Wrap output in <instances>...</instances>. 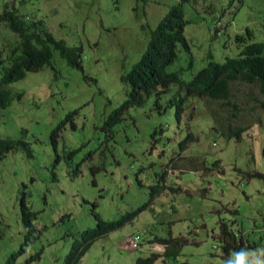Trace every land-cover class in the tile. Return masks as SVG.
<instances>
[{"label": "rangeland", "instance_id": "obj_1", "mask_svg": "<svg viewBox=\"0 0 264 264\" xmlns=\"http://www.w3.org/2000/svg\"><path fill=\"white\" fill-rule=\"evenodd\" d=\"M6 1L43 19L55 40L81 47L82 69L69 68L52 52L49 66L6 86L11 95L22 96L0 110V139L23 140L31 155L24 148L0 160V264L19 249L24 252L16 264H64L72 243L95 227L93 210L112 221L139 209L132 224L95 241L78 264H136L139 257L163 252L145 242L153 236L188 238L177 264H264L257 251L264 250V178L254 176L264 175V96L258 86L232 88L241 111L230 119L229 109L216 102L190 98L178 123L174 109L166 108L169 95L162 97L160 111L149 100L144 108H130L114 142L103 144V121L127 97L121 76L140 59L150 32L178 0ZM183 10L189 49L179 48L168 71L179 70L185 82L210 60L234 57L241 49L235 36L246 39V29L251 35L246 42L264 44V0H191ZM18 42L0 23V75ZM74 110L52 140L53 130ZM211 111L219 113L220 123ZM229 124L246 129L240 140L222 135ZM189 133L194 141L181 158L199 156L209 168L220 161L218 170L205 171L189 157L177 160ZM77 164L81 173L71 178L67 171ZM166 166L164 185L171 190L151 198ZM22 196L37 213L32 234L21 222ZM220 220L243 230L251 244L230 260L221 257L215 239ZM135 233L137 249L131 245Z\"/></svg>", "mask_w": 264, "mask_h": 264}, {"label": "trees", "instance_id": "obj_2", "mask_svg": "<svg viewBox=\"0 0 264 264\" xmlns=\"http://www.w3.org/2000/svg\"><path fill=\"white\" fill-rule=\"evenodd\" d=\"M4 1L0 9V23L5 24L18 37L19 42L17 46L10 49L6 57L8 66L3 67L2 74L0 75V110L7 108L14 98L20 99L22 96L21 94L11 95L6 86L23 79L28 72H37L45 66H49L52 60V52H57L69 68L82 69L81 47L68 46L63 40H55L43 19L32 18L36 16H33L31 13L20 12L15 6V2L9 3L6 0ZM190 1L178 0L175 5L169 8L162 20L150 32L147 47L140 59L127 73L121 76V81L128 86L127 97L103 121L101 125V130L104 133L103 144L107 145L110 142H114L119 131V126L130 108H144L148 101L152 100L153 107L157 111H160V101L162 97L170 93L173 85H178L180 89L184 87L186 92L185 97H204L206 103L216 102L219 109H229L230 116L227 119L231 117L236 118L241 111L238 103L235 101L237 95H233L232 88L236 87V84L256 85L259 88L260 94L264 96V44L246 42V39L250 40L251 38L250 30L248 29L245 30L247 34L246 39L242 35L235 36L237 47H241V49L234 57H226L223 63L210 60L205 67L192 76L190 82L185 83L182 81L179 70L168 71L169 67L178 60L179 48L185 51L189 49L188 43L183 36L184 26L187 25V22L184 20L183 6L189 4ZM237 1L241 4L243 0ZM209 59H211V56H209ZM3 61L4 59L0 58V63ZM177 93L179 94L178 91L171 93L172 96L170 98H172L166 108L173 107L174 115L178 122L181 119V114L184 112L183 105L186 98ZM76 114L77 110H74L66 115L65 119L53 130L51 135L52 140L64 127L65 123L71 122ZM210 114L214 121L217 119L216 123H220L217 118L219 117L217 111H211ZM244 131H246L244 127L231 126L229 124L228 133L223 131L222 135L226 138L233 137L236 140H240ZM156 134L157 130L152 133L153 139ZM193 141V135L189 133L180 142V150L176 156L177 160L180 161L189 157L192 159V162L195 161L202 164L205 171L212 172L213 170H218L220 161H215L209 168L204 166V161L200 163L199 156H185L183 159L181 158L180 154L187 150L188 143ZM24 148L29 158L31 152L27 143L23 140L0 139V160L9 152L23 150ZM74 153L75 151H70L69 157ZM55 166L56 163H54V168ZM197 166L184 167L188 170H196ZM79 167L80 164H77L74 168L68 170L67 174L71 178H76L81 173ZM167 168L168 166L164 168L163 174L158 179L162 184L152 187L151 198L159 196L166 190H171V188L164 185L165 174L168 173ZM172 168L174 169L176 166L173 165ZM179 170L183 172L180 167ZM254 176L264 178V175L258 172ZM93 206L95 207V204ZM141 211L142 209L132 211L121 216L119 219L108 221L104 220L101 214L93 210L92 214L96 221L95 227L84 230L80 234L79 239L72 243L64 264H78L96 240L103 238L110 232L123 228L127 224H132L133 218L141 213ZM234 214H237V210ZM36 215L37 213L31 210L30 204L24 200L23 196L20 201V218L23 227L29 231V234L33 233L32 220ZM218 225L219 233L215 239L222 258L230 260L232 256L239 255L251 247L243 230L237 229L231 223L228 224L223 220H220ZM133 237L137 238L140 242L136 233ZM145 242L160 245L163 248V252L161 254L150 253L139 257L136 259V264H177L182 248L189 244L188 238L183 236L146 237ZM23 252V249L13 252L4 264H16L17 258ZM32 259L28 261L30 262ZM178 264L188 263L183 262Z\"/></svg>", "mask_w": 264, "mask_h": 264}, {"label": "clouds", "instance_id": "obj_3", "mask_svg": "<svg viewBox=\"0 0 264 264\" xmlns=\"http://www.w3.org/2000/svg\"><path fill=\"white\" fill-rule=\"evenodd\" d=\"M169 10V9H168ZM167 10V11H168ZM164 17V16H163ZM162 17V18H163ZM162 18H161V20H162ZM168 18H170V17H168ZM185 20V19H184ZM186 21V20H185ZM160 22V21H159ZM184 29H185V26H184ZM184 29H183V36H184ZM185 38V37H184ZM186 40V39H185ZM176 71H178V70H176ZM195 75V74H194ZM180 77H181V75H180ZM182 79V78H181ZM192 80V77H191V79L188 81V82H190ZM183 81V80H182ZM183 82H185V81H183ZM188 82H185V83H188ZM172 87H177V89H176V91L175 92H179V94L178 95H180V96H182L183 98H186L185 99V102H184V105H183V108H184V112H185V108L187 107V103H188V100L190 99V98H197V99H205L204 97H197V96H189V97H185V95H186V92H185V88L184 87H182L181 89L179 88V86L178 85H173ZM174 92V93H175ZM169 95V97L170 96H172V94H168ZM172 98V97H171ZM170 108H173V107H170ZM184 112L181 114V119H182V115L184 114ZM176 119V118H175ZM181 119H180V121H181ZM180 121H178V123L180 122ZM160 132H162V130L160 129ZM154 144V143H153ZM169 166V165H168ZM167 167V166H166ZM169 168V167H168ZM167 168V169H168ZM168 171H169V169H168ZM162 194V193H161ZM160 194V195H161ZM23 197V196H22ZM132 242H131V245H132V247L133 248H135V249H137L139 246L138 245H140L139 243V241L137 240V238H135V237H132ZM97 241V240H96ZM162 248V247H161ZM163 249V248H162ZM258 251V253H260V254H264V250H257ZM70 252V251H69ZM69 254V253H68ZM39 257V255H36L35 256V258H38ZM229 264H230V262H229Z\"/></svg>", "mask_w": 264, "mask_h": 264}]
</instances>
